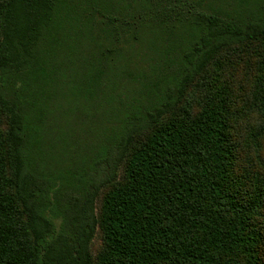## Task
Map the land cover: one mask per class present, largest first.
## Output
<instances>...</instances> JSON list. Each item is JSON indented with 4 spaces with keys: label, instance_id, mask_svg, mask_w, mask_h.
Instances as JSON below:
<instances>
[{
    "label": "trees",
    "instance_id": "obj_1",
    "mask_svg": "<svg viewBox=\"0 0 264 264\" xmlns=\"http://www.w3.org/2000/svg\"><path fill=\"white\" fill-rule=\"evenodd\" d=\"M257 43L264 0H6L0 264H264V124L189 112Z\"/></svg>",
    "mask_w": 264,
    "mask_h": 264
},
{
    "label": "rangeland",
    "instance_id": "obj_2",
    "mask_svg": "<svg viewBox=\"0 0 264 264\" xmlns=\"http://www.w3.org/2000/svg\"><path fill=\"white\" fill-rule=\"evenodd\" d=\"M6 0H0V7ZM190 114L199 116L212 107L228 112L230 118L240 120L244 125L264 124V46L261 43L250 44L245 48L233 50L215 62L209 71L193 86L190 93ZM98 107V103H96ZM226 111H225V110ZM98 110L93 103L90 109V126L82 130V140L93 141L97 125ZM94 125H93V122ZM7 130L5 117L0 115V132L4 136ZM93 140H92V139ZM95 141V140H94ZM83 143H81L82 147ZM86 146V145H85ZM1 159H7L2 152ZM10 167L5 163L0 169V186L10 188ZM110 188L104 189L97 198L99 225L92 241L95 257L105 248V231L102 225L103 203ZM0 213V222L3 221Z\"/></svg>",
    "mask_w": 264,
    "mask_h": 264
}]
</instances>
